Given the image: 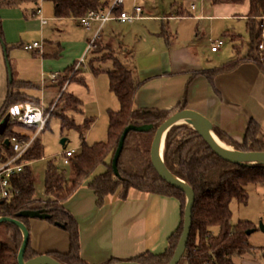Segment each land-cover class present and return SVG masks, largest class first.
Instances as JSON below:
<instances>
[{
  "label": "trees",
  "instance_id": "obj_1",
  "mask_svg": "<svg viewBox=\"0 0 264 264\" xmlns=\"http://www.w3.org/2000/svg\"><path fill=\"white\" fill-rule=\"evenodd\" d=\"M17 1H30L38 7L40 6L39 0H0V8L13 6ZM48 1L54 3L56 16L61 18L79 19L91 11H102L107 7V3L102 0ZM246 1L250 5L247 14V29L252 38L248 55L244 59L234 57L218 67L204 71L203 73L213 85L218 74L236 69L243 61L255 62L264 68L262 50L260 49V45L264 42L262 40L264 0H212L213 4L234 5H241ZM122 9V4L115 8L117 13L123 11ZM166 34L167 32L164 31L163 35ZM231 35L233 41L243 38L241 34L231 33ZM0 41L5 44L9 54L11 48L5 40L1 19ZM103 44L102 36L96 38L91 51H97ZM15 47L24 48L25 45L17 44ZM106 48L113 53L105 54L101 59H113V68L108 70L107 74L110 90L116 95L120 103L118 110L109 112L108 139L94 144L88 143L87 134L94 124V119L85 118L83 123H78L71 112H82L83 101L74 94L63 92L51 116L60 120L62 129L79 131L80 152L73 159L75 175L69 179L65 168L50 161L45 178L46 196L41 199L37 195L32 167L26 166L10 179V189L13 191V195L9 198H1L0 196V218L19 219L30 231L31 218L19 214L23 211L46 210L49 214L47 220L57 226L61 225L60 227L69 233L70 238L68 253L53 252L49 256L63 264H90L81 255L79 222L64 207V202L86 181L89 180V187L95 192L97 205L100 207L105 206L109 197L115 194L122 199H127L131 190L176 198L181 202L182 219L176 232L169 238L168 247L164 252L152 253L147 251L130 259L111 258L101 263L133 261L140 264H169L184 230L187 197L185 192L169 184L155 170L151 161V145L156 130L161 124L186 107L185 104L170 110L138 107L136 96L143 85V81L133 67L117 57L119 53L129 52L131 54V52L125 48L120 49L111 46L99 50L106 51ZM94 73L99 72L94 70ZM13 75V81L9 82L7 99L0 113V120L9 114L11 109L20 104L42 103L38 97L25 91L40 87L32 82L19 79L14 70ZM84 82L85 78L81 83ZM50 121L51 118L45 130L49 128ZM15 124L17 123L10 117L6 130L0 137V156L2 157L13 154L12 148L8 147L5 141L11 138ZM129 125H151L152 129L146 131L131 130L128 133L118 160L120 173L116 175L113 168V158L122 134ZM213 127L215 134L236 150L264 151V131L256 121L252 120L249 123L242 142L234 140L220 127ZM43 153L44 146L39 136L22 159L31 162L41 160L44 158ZM163 155L169 170L187 181L196 193L192 230L187 249L179 264H239L238 259L240 257L252 253L253 248L249 242L250 235L247 232L252 229L255 231L256 228L249 220H239L236 224L232 223V202L237 200L239 203L247 205L250 197L247 187L251 184L264 186V164L239 165L223 159L189 124L175 125L168 131ZM102 165L106 167V170L99 175H94L95 171ZM42 200H45L44 204H41ZM215 227L219 228L217 234L214 231ZM23 240V233L17 225L9 222L0 224V264H19L18 256ZM38 255L30 242L25 252V260H30Z\"/></svg>",
  "mask_w": 264,
  "mask_h": 264
},
{
  "label": "crops",
  "instance_id": "obj_2",
  "mask_svg": "<svg viewBox=\"0 0 264 264\" xmlns=\"http://www.w3.org/2000/svg\"><path fill=\"white\" fill-rule=\"evenodd\" d=\"M102 1L109 4L103 9L107 10L116 0ZM125 2L126 0L122 4L124 11H126ZM247 4L248 14L250 5L249 2ZM134 5L142 6L145 10V17L137 21H163L155 29L147 32L135 31L132 34L122 32L116 36L105 37L106 33H102L103 29L116 22L111 21L103 26L100 35L105 43L113 48L132 51L128 56L129 59L125 57L124 62L133 67L143 81L136 96L138 107L170 110L185 104L187 109L202 113L214 126L220 127L238 142L243 141L252 120L258 122L264 131V68L255 62L243 61L236 69L218 74L214 85L203 73L235 57V41L231 33H240L234 28L235 22L224 23L217 39L216 36H208L202 21H230L233 17L247 22V14L214 15V12H219L220 9L212 7L211 11L206 13V6L201 4L197 12L186 16L181 10L190 9L175 5L166 16H163L170 21H181V26L179 27L178 24L175 28L171 26V22H165L167 19L160 16V10L158 13L149 12L145 6L136 1L132 9ZM192 5L196 4H191V7ZM25 6V1H17L13 6L0 8L5 40L11 48V53L17 48L15 45L24 46L29 43L26 37L36 27L42 30L49 24V19H46V23L42 22L41 19L45 18L41 15L40 6L36 5V11L32 9L30 12ZM99 27V23L94 22L91 30L85 29L91 37L88 38V44L85 42L86 48L82 58L87 59V55L91 52L89 47L97 36ZM164 31L167 32L166 35H163ZM244 35L242 37L248 41L245 38L246 34ZM220 39H224L225 44L218 51H212V45ZM44 48L45 44L42 49L32 53L42 52L40 54L44 57L49 56V52ZM262 63L264 67V49ZM11 64L18 77L16 68L12 62ZM21 76H23L22 70ZM9 82L5 51L0 41V113L8 96ZM93 82L96 81L93 79ZM46 88L52 91V96L49 98L51 103L60 90V84L51 82ZM32 90H29V93L34 95ZM37 161L39 160L31 162L30 166L33 167ZM74 175L75 169L72 168L68 178L72 179ZM33 177L36 183L35 173ZM88 181L64 202V207L79 222L81 255L85 261L90 264H101L111 258L130 259L147 251L162 253L166 250L169 238L176 232L182 219L181 202L178 199L131 190L127 199L115 194L109 197L105 206L100 207ZM30 226L31 245L39 255L69 252V233L64 228L41 218H32ZM248 263L258 264L256 261Z\"/></svg>",
  "mask_w": 264,
  "mask_h": 264
},
{
  "label": "rangeland",
  "instance_id": "obj_3",
  "mask_svg": "<svg viewBox=\"0 0 264 264\" xmlns=\"http://www.w3.org/2000/svg\"><path fill=\"white\" fill-rule=\"evenodd\" d=\"M135 1L138 4L145 6L149 12L152 11L158 13L160 10V16L162 17L166 16L175 5L189 8L190 10H181L182 14L186 16L193 13L191 10V4H196L197 6L200 5V7L201 4H204L206 6V13H209L212 7H217V9L220 10H218L219 12H214V15L222 16H244L247 14L248 9V1L241 5L233 6L232 4H213L212 0H126L124 9L130 11ZM39 5L42 17L49 19V24L42 30L36 27L32 33L26 37V40L29 41V44L34 42L45 44L44 49L49 52V56L44 57L40 54L42 52H37L35 54L26 51L21 47L13 49V52L9 53V59L18 72V78L32 82L40 87L39 89L32 90V94L38 97L47 108L50 104L52 105L56 101L58 103L63 92L76 95L83 101V111L71 112L75 117L74 119L78 123H83L85 118L94 119V124L87 134L88 143L94 144L99 141H106L108 139L109 112L120 108V103L116 95L110 90L109 76L107 74V71L113 68V59H101L103 55L111 54L113 52L109 51L107 48L105 49L106 51L99 50L104 49L105 47H110V45L106 44L103 40L104 44L101 48L97 49L95 52L92 50L87 55L85 62L86 65L82 66V68H77V61L81 60L86 48L85 42L88 44V38L91 37V34L85 31V28L81 26L79 19L73 17H57L55 5L52 1L39 0ZM35 7L36 4L26 2L25 8H27L29 12L32 11V9L35 10ZM163 18L167 19L165 17ZM162 21L163 20H144L132 24L116 23V21L107 25L102 33H106L105 37H111L121 34L122 32H127L129 34H132L135 31H139L140 33L147 32L155 29ZM165 22H171V26L175 28L178 24L179 27L181 26V21H170L167 19ZM202 22V26L207 30L208 36H216L217 39H219L218 36L220 35L218 32L224 23L235 22L234 28L236 32L242 35L246 34L245 38L248 40L245 41L244 38H242V40L235 41V57L244 59V57L248 55L251 35L249 31L246 33V21L231 17L230 21L216 20L214 22L206 20ZM263 35L264 29L262 33V40L264 41ZM128 53L125 52V55L119 53L117 57L122 61H125V57L129 59L128 56L130 53ZM43 57L45 60L42 63L41 60ZM134 57L136 58V53ZM21 70L23 71V76H21ZM94 70H97L99 73L95 74ZM53 72H60L57 79L54 80L55 83L58 82L60 84V90L56 98L49 103L52 91L47 90L46 85L52 82L49 75ZM43 73L45 75H43ZM84 78L85 82L81 83ZM93 79L96 82H93ZM25 91L29 93V90ZM50 118L51 121L49 128H47L40 137L44 146V160L37 161L32 167L37 179L35 183L37 195L41 199H44L46 196L45 178L49 162L53 161L57 166L65 168L69 177L72 168L75 169V164L73 163V166L64 165L61 160L62 154L67 149H72L74 150L75 155H77L80 152L81 144L79 131L75 129H62L60 120L57 117L51 116ZM64 139H66L67 142L66 146L62 143ZM105 170L106 167L102 165L95 171L94 175H99ZM247 190L250 196L247 205L241 204L237 200L232 202V223L236 224L239 220H249L254 224L256 229L249 236V242L253 248L252 253H247L240 257L238 263L249 264V261H256L258 264H264V229L261 227V224H264V186L251 184L247 187ZM42 201L41 204H44L45 200ZM214 231L217 234L219 228L215 227ZM30 242L31 238L29 243Z\"/></svg>",
  "mask_w": 264,
  "mask_h": 264
},
{
  "label": "water",
  "instance_id": "obj_4",
  "mask_svg": "<svg viewBox=\"0 0 264 264\" xmlns=\"http://www.w3.org/2000/svg\"><path fill=\"white\" fill-rule=\"evenodd\" d=\"M3 48L5 51V58H6L8 72H9V81H13L14 75H13L12 64L9 59V54L7 52V47L5 46V44H3ZM6 116L1 120V123H0V137L4 134L6 127L8 125V122L10 120V117H11L10 114H8L7 117ZM183 123H187L192 128H194L203 137V139L208 143V145L223 159L230 161L232 163H235V164H239V165L264 164V151H241V150H236L230 147L229 145L224 143L215 134L213 123L205 115L197 111L187 109V108L182 109L176 112L170 118H168L163 124H161V126L156 130V133H155L152 145H151L152 164L155 170L158 172V174L165 181H167L172 186L184 191L187 195V205H186L185 216H184V230L180 238L179 244L177 246V249L174 253V256L169 264H179V262L181 261V259L183 258L185 254V251L188 246L191 230H192L193 209L195 207V202H196V193L193 187L187 181L178 177L177 175H175L169 170V168L165 164L164 155H163L164 142H165V138H166L168 131L173 126L183 124ZM150 129H152L151 125H144V126L129 125L124 130L122 137L120 139L118 149L113 158V168H114V172L116 175H119L120 173L118 169V160L124 148L125 140H126L128 133L131 130L146 131ZM214 136H216L224 144L225 147H222L221 145H219V143H217V141L215 140ZM5 142L7 146L9 147L10 140L6 139ZM62 143L63 145H65L66 139H64ZM19 215L23 217H29L31 219L32 218H41V219L49 218V214L44 209L23 211ZM4 222H9V223L17 225L23 233L24 240H23V244H22L19 256H18L20 264H63L57 259L49 255H38L28 261H25V252H26V249L30 241V231L28 227L22 221H20L19 219H15V218L1 217L0 224ZM261 227L262 229H264L263 223L261 224ZM253 231L254 229L249 230L247 234L250 235ZM111 264H140V263H136L133 261H121V262H115Z\"/></svg>",
  "mask_w": 264,
  "mask_h": 264
},
{
  "label": "built area",
  "instance_id": "obj_5",
  "mask_svg": "<svg viewBox=\"0 0 264 264\" xmlns=\"http://www.w3.org/2000/svg\"><path fill=\"white\" fill-rule=\"evenodd\" d=\"M124 0H116L107 10L102 11H91L89 14L80 17L79 21L81 25L87 29L91 30V27L94 22L99 23V31L97 36L93 39L92 44L95 39L99 37L103 26L111 21H118L120 23H133L137 20L143 19L145 16V10L142 6L134 5L131 11H121L117 13L115 8L119 4H123ZM192 12L198 11L197 5H192ZM43 23H46V19H41ZM225 44L224 39L218 40L212 46V51H218ZM43 44L39 42H34L32 44H26L24 49L30 52H35L39 49H42ZM260 49H264V43L260 45ZM86 57H83L78 63L77 68L85 66ZM43 75H45L43 73ZM59 73H51L49 75L52 82L57 79ZM57 101L49 108L45 107L43 103L34 104L31 102L20 104L15 108L10 110L11 119L15 121L13 127V134L11 135L10 147L13 150L12 155L0 156V196L1 198H9L13 195V191L10 189V179L13 175L18 172H21L26 166L30 165L31 161L24 160L22 157L32 148L35 141L39 136L42 135V132L47 127L51 113L53 112ZM32 127L36 128L33 129ZM75 152L72 149H68L62 154V162L64 165L70 166L73 165V159L75 158Z\"/></svg>",
  "mask_w": 264,
  "mask_h": 264
},
{
  "label": "bare ground",
  "instance_id": "obj_6",
  "mask_svg": "<svg viewBox=\"0 0 264 264\" xmlns=\"http://www.w3.org/2000/svg\"><path fill=\"white\" fill-rule=\"evenodd\" d=\"M214 137H215V140L217 141V143H219V145H221L222 147H225L224 144L216 136H214Z\"/></svg>",
  "mask_w": 264,
  "mask_h": 264
}]
</instances>
